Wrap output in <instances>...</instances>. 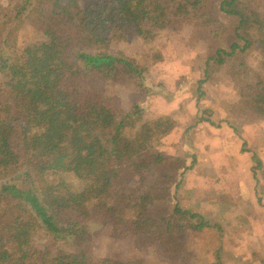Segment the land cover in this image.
Masks as SVG:
<instances>
[{"label": "trees", "instance_id": "obj_1", "mask_svg": "<svg viewBox=\"0 0 264 264\" xmlns=\"http://www.w3.org/2000/svg\"><path fill=\"white\" fill-rule=\"evenodd\" d=\"M257 2L88 0L81 6L78 0H8L7 6L0 5V31L28 23L45 36L21 53L11 51L14 39H2L7 55L0 49L1 86L8 98L0 104V126L7 128L0 141V203L25 215L0 227V264H139L110 257L95 261L85 252L53 254L48 247L33 245L39 228L57 240L81 245L97 217L118 232L150 235L173 258L186 256L181 235L203 231L210 221L177 200L158 216L148 210L159 200H173L184 176L180 158L154 151L159 145L156 129L164 121L137 128L138 105L126 110L107 104L100 94L86 90L83 75L98 73L143 85L145 67L110 51L115 36L126 38V29L134 27L150 38L183 22L217 35L224 27L221 13L237 18L235 39L207 59V76L231 61L239 112L264 119V7ZM165 126L171 130L173 125ZM115 163L130 168L135 178L131 185L118 183L122 176ZM59 172L74 174L84 182L82 188L52 176Z\"/></svg>", "mask_w": 264, "mask_h": 264}, {"label": "rangeland", "instance_id": "obj_2", "mask_svg": "<svg viewBox=\"0 0 264 264\" xmlns=\"http://www.w3.org/2000/svg\"><path fill=\"white\" fill-rule=\"evenodd\" d=\"M86 1L78 0L81 6ZM257 1L264 7V0ZM0 5L7 6L8 0H0ZM218 16L224 27L217 35L213 29L183 22L150 38L140 36L134 27L126 29V38L115 36L110 51L145 67L143 85L134 80H108L98 73L83 75L86 90L100 94L107 104L126 110L138 105L137 128L164 121L156 129L159 145L154 151L180 158L185 170L180 184L173 187V200L155 202L148 208L150 214L164 213L177 200L182 207L202 213L211 226L181 235L186 253L182 259L173 258L150 235L118 232L100 217L90 221L88 239L81 245L57 240L39 228L33 237L35 247H48L53 254L85 252L95 261L110 257L139 264H264V119L239 112V88L231 61L212 68L207 76V59L216 55L217 47L229 48L238 23L236 17ZM0 33V49L5 46L2 39H14L11 51L16 53L45 38L28 23L13 31L8 26ZM71 61L88 71L80 61ZM2 79L0 74V104L8 101ZM167 122L173 125L171 130ZM6 130L3 123L0 141ZM14 141L21 152L20 140L14 137ZM115 165L122 176L118 183L131 185L135 178L130 168ZM52 176L66 178L75 189L84 184L69 172ZM24 216L12 205L0 203V227L7 228Z\"/></svg>", "mask_w": 264, "mask_h": 264}]
</instances>
